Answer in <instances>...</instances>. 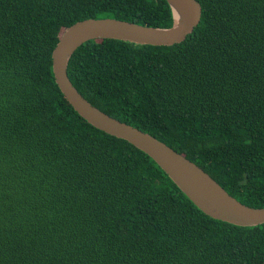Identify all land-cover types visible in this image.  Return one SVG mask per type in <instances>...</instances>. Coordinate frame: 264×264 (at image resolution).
<instances>
[{
  "label": "trees",
  "instance_id": "trees-1",
  "mask_svg": "<svg viewBox=\"0 0 264 264\" xmlns=\"http://www.w3.org/2000/svg\"><path fill=\"white\" fill-rule=\"evenodd\" d=\"M198 1L184 41L92 39L69 76L92 104L264 207V0ZM104 17L173 24L167 0H0V264H264V223L208 215L59 88L61 36Z\"/></svg>",
  "mask_w": 264,
  "mask_h": 264
},
{
  "label": "water",
  "instance_id": "water-1",
  "mask_svg": "<svg viewBox=\"0 0 264 264\" xmlns=\"http://www.w3.org/2000/svg\"><path fill=\"white\" fill-rule=\"evenodd\" d=\"M167 1L173 14V24L170 27L142 25L112 17L89 18L71 25L53 50L56 83L85 120L147 153L205 213L240 226L263 224L264 207L242 203L203 168L172 146L104 112L85 98L70 79V60L75 51L89 40L108 38L149 45H173L184 41L200 23L201 3L198 0Z\"/></svg>",
  "mask_w": 264,
  "mask_h": 264
}]
</instances>
